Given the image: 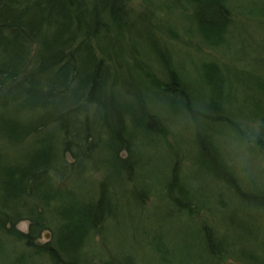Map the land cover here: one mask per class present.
Masks as SVG:
<instances>
[{
	"label": "rangeland",
	"instance_id": "1",
	"mask_svg": "<svg viewBox=\"0 0 264 264\" xmlns=\"http://www.w3.org/2000/svg\"><path fill=\"white\" fill-rule=\"evenodd\" d=\"M7 1L10 12L35 2ZM62 1L65 15L31 9L28 22L40 19L36 32L75 49L86 42L75 61L68 63L64 46L42 56L37 35L26 63L0 87L17 92L6 106L0 101V119L16 124L0 133V164L22 168L42 152L40 195H56L43 211L49 228L27 245L30 219H16V202L5 209L0 190V264H55L47 245L67 258L58 244L62 200L98 221L79 233L78 264H264V168L242 175L223 151L230 132L259 125L264 157V0H226L224 29L196 19L194 0H127L124 23L88 40L66 16L84 0ZM172 71L189 102L174 103L166 92ZM96 76L93 94L112 104L110 128L105 109L86 95ZM50 81L52 101L41 97ZM119 131L128 148L119 144L116 156L109 138Z\"/></svg>",
	"mask_w": 264,
	"mask_h": 264
},
{
	"label": "trees",
	"instance_id": "2",
	"mask_svg": "<svg viewBox=\"0 0 264 264\" xmlns=\"http://www.w3.org/2000/svg\"><path fill=\"white\" fill-rule=\"evenodd\" d=\"M31 5L28 3H24V5H21V3L16 7L14 10L13 7L10 12L11 4L8 3L7 0H1L0 3V49L6 54L8 59L4 57L5 59L0 61V87L5 84L8 81H11L15 77V70L16 67L26 63V58L23 57L26 50L30 47L31 41L34 40V37L38 40L37 35H42L41 41L43 42L40 44V49L42 56H49L50 58L58 56V53L56 49H61L67 51V61L68 63L72 64V62L75 61V58L78 53L81 52L80 48L84 47L86 45V42L84 44L75 43L73 44L77 48L75 49L70 44H68L67 40L58 41L56 38L52 37L54 34H41L40 32H36L39 28L38 22L40 19L35 23L34 25L29 23V18H32L29 11L32 9L34 11H39L41 9L46 10L49 6H52L54 12L58 14V12L65 13L64 12V3L62 0H34ZM69 1V0H67ZM16 2V1H15ZM80 2V1H79ZM127 0H84L82 3V9L80 3H75L76 7L78 9H74L72 12H75V14L70 13V15H66L70 18V21L74 22V26L77 29H81V34L83 35V38H95L97 36V29H105L110 28V26H121L124 22L122 20V17L124 16L125 6H126ZM196 2V8H195V14L193 15L196 19L199 18L202 19L205 24H208L209 26H216L218 25L219 28L221 26L224 29V25L230 21V11L229 7L226 4V0H194ZM19 3V2H18ZM85 5V6H83ZM60 9L59 11H57ZM30 14V15H29ZM65 15V14H64ZM196 15V16H195ZM56 16V15H55ZM214 17V18H213ZM56 19V17H54ZM57 20V19H56ZM199 20V22H200ZM201 20V21H202ZM29 23V24H28ZM228 24V23H227ZM32 25V26H31ZM30 27V28H29ZM227 27V26H226ZM16 29H19L20 31L17 32ZM222 29V31H223ZM226 29V28H225ZM225 31V30H224ZM38 33V34H37ZM80 33V32H78ZM48 35V36H47ZM39 44V43H38ZM58 58V57H57ZM42 63H44L43 57L40 59ZM42 63L38 64V67L42 69ZM46 63V61H45ZM26 69V68H25ZM10 72H9V71ZM172 70V69H171ZM172 75L170 77V82L166 84V92L172 96V102H184V100L188 101V93L186 92L185 88L181 85V82L179 81V76L177 73L175 74L172 71ZM98 79L99 77L96 76V78L90 77L91 85L89 87V90L86 92V95L91 98L92 101L96 105L100 104L101 107L105 109V112H102V118L107 123V126L111 124L108 118L105 116V113L109 110L108 104L109 102L105 100V98L100 97L99 94H93L96 93V86H94V82L97 80L98 85ZM50 84L47 85L48 91H44L42 98L48 99L49 101H52L57 95H55V91H53V81L49 82ZM179 86H182L181 89H179ZM34 89L33 87H30V91ZM101 89V88H100ZM38 90V89H37ZM99 90V88H98ZM17 93V92H16ZM16 93L11 92L9 93L0 91V101L4 103V106H6L8 103V100L15 97ZM98 95V96H97ZM182 95V99L180 97ZM27 97V96H26ZM64 98H68L65 96ZM85 97L82 98L80 102L75 103V111H77V116L73 115V119H77L79 117V113L81 110H83L85 107L82 106V102H84ZM179 100V101H177ZM56 101V100H55ZM189 102V101H188ZM110 107L112 108V104L109 103ZM193 108V107H189ZM113 114V113H112ZM117 116V115H116ZM149 117H144L145 124L147 125L146 120ZM140 123L144 122L142 120V117L139 119ZM115 121V120H114ZM116 122V121H115ZM49 123V122H48ZM47 122L44 124L47 125ZM5 125V128H0V133L7 135L6 131L9 133L12 132V128L16 126L14 121L9 117H2L0 119V125ZM144 124V123H143ZM149 124H152L149 122ZM115 123H113L114 127ZM110 128V127H109ZM6 129V130H4ZM38 130V129H36ZM149 130V128H148ZM119 135L115 132H112L110 134V144L113 147V150L115 151V155L118 156V148L121 145V143H126V148H128L127 140L124 138H120V133L122 131L117 132ZM126 137V136H125ZM127 138V137H126ZM41 143V142H39ZM39 143H36L35 145H38ZM44 144V143H43ZM120 144V145H119ZM67 145V144H66ZM35 147V146H34ZM45 148V147H44ZM33 153V152H32ZM35 155V157H34ZM33 155V159L29 161L24 167L19 168L17 165H14V167H8L4 165V163L0 164V177L2 180H0V191L1 197L4 199L2 200L3 204L5 205V209L7 208L6 205L15 204L17 203L16 210H17V220L21 219H30V225H29V231L27 234H25L24 238L27 240L26 244L32 245L37 238H39L40 232L44 229H48V222L45 216L43 217L44 213L43 211L45 208L50 206L51 202L56 200V195H48L41 192L40 195V189L43 185V174L45 173V165L41 164L42 160L45 158L42 155V152H36ZM4 157H1L0 159L3 160ZM121 160V159H120ZM123 161V160H122ZM41 165V166H40ZM40 166V167H37ZM17 167V168H15ZM20 179V182L18 181ZM30 179V180H29ZM29 180V181H28ZM39 191V192H38ZM36 193L38 195L36 196ZM38 198V200H37ZM54 198V199H53ZM34 199V200H32ZM63 201V200H62ZM60 202L58 205V214L57 216L61 218V228H63L62 234L60 238L58 239V244L61 245V248L64 250V254L67 258H60V254L58 253V250H56V247L54 245H47L44 247V250L51 255L53 260L56 261L57 264H78L79 261V252L78 249V236L80 237L79 233L82 234L85 230L88 228L91 230L92 228H95L98 224V221L95 222L93 216L91 217L89 211L87 210H81L80 212L73 211L70 209H74L72 207H69L68 205L64 204L63 202ZM20 207V209L18 208ZM64 221V223H63ZM94 221V222H93ZM10 228H14L15 223L10 224ZM80 247V246H79ZM55 263V264H56ZM109 264V263H107Z\"/></svg>",
	"mask_w": 264,
	"mask_h": 264
},
{
	"label": "clouds",
	"instance_id": "3",
	"mask_svg": "<svg viewBox=\"0 0 264 264\" xmlns=\"http://www.w3.org/2000/svg\"><path fill=\"white\" fill-rule=\"evenodd\" d=\"M260 126L256 125L251 130L242 133L230 132L223 146L226 163L234 166L244 175H254L257 168H264V157L258 155L257 141L260 138Z\"/></svg>",
	"mask_w": 264,
	"mask_h": 264
}]
</instances>
